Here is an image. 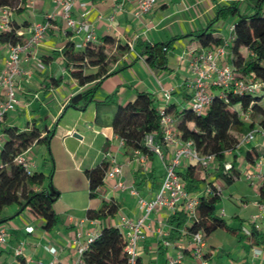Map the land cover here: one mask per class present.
Segmentation results:
<instances>
[{"label":"crops","instance_id":"crops-1","mask_svg":"<svg viewBox=\"0 0 264 264\" xmlns=\"http://www.w3.org/2000/svg\"><path fill=\"white\" fill-rule=\"evenodd\" d=\"M232 2H237L242 11L247 13H251L255 9V0H157L150 14L139 16L135 0H91L89 2L90 13L86 19L93 24L97 42L103 36L111 35L117 40L132 43L136 47L137 39L155 43L166 42L177 36L180 38L176 40L168 53L170 70L152 69L144 58H137L138 52L135 47L131 49L113 67L119 69L125 64H131V66L128 69L120 70V74L116 75L115 73L114 77L105 79L96 92L94 100L84 109L73 107L65 109L74 94L90 85L80 87L70 75V71L64 66L61 55L55 57L56 52L61 53L69 37L57 28H52L49 31L37 51L22 63V68L27 74L18 77L21 87L20 104L16 110L6 115L1 123L0 133L4 134L2 130L7 126L16 125L23 129L35 123L45 135L53 128L54 122L59 126L61 117L64 118L67 114H72L75 116L74 122L66 123V125L61 124L58 134L55 132L54 135V138H62V144L68 156V164L63 165L58 170L68 173L71 182L74 179L72 173L83 176L86 188L83 190L74 188L60 190V196L53 207L61 222L50 231L45 230L44 220L39 216H37L39 224H41L39 227L34 226L36 224L28 219H25L24 223H16L17 216L5 222L3 225L8 227V237L7 245L0 247V264H27V262L36 264V261L40 259L55 261L58 264L72 262L77 256L78 243L75 242V239H77L79 232H82L80 241L84 244L88 242L89 233H100L103 225H118L123 217L135 219L141 215L137 197L132 195L129 190L114 189L110 181L104 182L96 198H90L89 181L85 175V170L98 165L105 158L108 159V153L112 152L118 161L124 165L122 178L128 187H135L139 194L147 199H152L157 195L164 179V174L161 179L162 182L157 177L158 168L162 166L164 169L163 160L156 153L149 154L144 161L140 160L141 155L136 152L127 153L114 135L111 126L112 118L117 107L134 100L139 91L152 93L159 108L165 104L162 97L164 89L172 90V102L177 104L179 110L189 105L193 94V74L190 63L197 51L207 48L201 47L194 37L186 35L207 27L215 18L218 7L229 5ZM82 10V8L77 7L74 17L81 19ZM52 12L56 13V22L63 27V21L58 14L54 0H29L25 5V10L20 13L13 12L11 18L15 24L21 25L27 22L30 26L44 21ZM235 20L236 18H230L227 21L220 20L213 27L218 36L223 37L225 42L228 41L231 44L234 32L231 31V27ZM8 54L7 43L0 41V72L5 67ZM43 55L48 57L53 55L54 58L45 62L42 60ZM58 57H60L58 61H55V58ZM231 58L232 53L228 48V52L221 60L222 64H230ZM39 62L43 63V68L37 66ZM129 70L133 73H129L128 78H126L123 72H129ZM67 76L69 88L63 90L61 88ZM58 77H63L62 83L46 90L44 82ZM109 95H114L113 100L104 104L105 98ZM188 97L189 100H187ZM0 98H5L4 89H0ZM22 114L25 115L24 119L26 117L27 121L25 120L21 126V122L18 121L23 116ZM50 116H52L51 122L45 126ZM175 128L178 130L176 125ZM75 133L80 137L75 136ZM260 141L258 144L250 143L239 149L238 159L243 161L245 168L250 166L244 158L245 151L248 148L262 150ZM38 144L35 143L31 150ZM163 148L166 157L172 156L173 147L164 145ZM27 156L34 165V170L42 171L45 174L44 168L39 170L38 160L32 161L29 154ZM189 163L191 162L186 160L180 166V170H183L184 166ZM55 169L52 181L57 174ZM213 170L215 169L213 168ZM213 173V176L207 177L211 181L214 180L215 185L220 186L224 192V185L218 183L220 179L216 180L217 170ZM45 175L47 176L45 184H47L49 175ZM242 178L245 179L244 176L240 179ZM235 182L229 185H233ZM249 184L252 185L250 182ZM203 188L191 193L200 192ZM256 191L255 199L245 200L241 206L237 205L235 201L232 202L231 198L228 199L229 203H223L222 206L220 203L219 208L224 212L222 216L233 228L238 230L236 233H230L227 230L219 229L207 236L204 256L209 264H264V254L257 255L255 253L254 250L257 247L249 238L250 234L245 232L246 230L250 231L251 227L254 226L253 217L255 215H259L257 219L258 229L264 232V211L259 206L261 201L258 187ZM127 196L132 199L128 203L126 202ZM243 197L247 198L246 195ZM104 200L117 202L119 204L118 212L107 218L88 220L89 209H99ZM229 204H234V207L230 209ZM19 208V205L14 204L12 213L3 215L13 216ZM241 210L248 211V213L242 214ZM172 216L167 208L150 214L146 237L141 243L140 264H168L171 256H177L181 253L184 256L179 264H200L192 253L190 234L184 232L186 230L173 233L170 224ZM81 220L86 221L81 224ZM238 221L237 226L235 223ZM29 226L34 228L31 233L27 231ZM20 241L26 243L25 257H17L14 253V248ZM244 242L250 245L249 249L242 244ZM46 246L56 247V253L47 250ZM232 246L235 249L240 247L236 257L231 250Z\"/></svg>","mask_w":264,"mask_h":264},{"label":"trees","instance_id":"trees-1","mask_svg":"<svg viewBox=\"0 0 264 264\" xmlns=\"http://www.w3.org/2000/svg\"><path fill=\"white\" fill-rule=\"evenodd\" d=\"M29 0H0V7H10L13 11L22 12ZM264 0H257L255 9L251 13L242 11L237 2L220 6L215 18L205 28L192 32V36L201 47L214 48L225 43L223 37L218 36L213 28L220 20L227 21L236 18L234 22V39L229 49L232 53L231 65L237 77L243 79L253 78L262 83L260 89L253 92L244 91L235 93L232 89L224 90L225 96L220 95L219 89L213 90V99L210 106L203 112L192 110L190 104L179 110L176 103L167 105V112L171 113L176 121V127L184 140L192 139L201 155L214 154L216 156V179H223L227 184L239 180L242 171L238 166L239 153L236 152L239 139L254 126L264 128V105L261 97L257 96L264 91ZM10 29L0 31L2 43H16L22 40L18 31L29 27V23L21 25L10 22ZM180 37H174L166 42L151 43L137 39V58H144L152 69L170 70L168 53ZM131 50L130 43L117 40L111 35H105L97 43H88L85 48L77 49L74 40L68 39L61 53L64 66L70 75L84 90L74 94L66 108L84 109L94 100L96 92L103 81L131 64H125L119 69H114V64L122 59ZM54 56H42V60L49 62ZM136 58V59H137ZM135 59V60H136ZM63 77L51 78L44 82L46 90L51 86H59ZM114 95L105 98L104 104L113 100ZM189 100V97L187 98ZM250 112L251 121L246 122L239 116V112ZM111 126L114 133L124 141V148L128 153L139 151L144 154L153 152L147 147L145 137L148 133H156V142L163 144L161 131V113L156 105L155 96L147 91H139L136 98L125 105H119L112 118ZM56 125L45 135L35 123L21 129L16 125L3 128L4 144L0 150V225L21 214L25 209H30L34 214L44 220L45 230H52L60 224L61 219L54 210V203L60 196V191L54 186L52 178L55 169L52 153L53 168L49 174V182L44 187L47 176L42 171L34 170L28 174L22 165L15 161L18 154L24 152L34 143L44 142L48 146L55 135ZM233 155L229 156L228 152ZM264 153L255 152L251 148L245 151L244 158L248 162L255 160ZM227 162L232 163V168L225 169ZM110 167V161L103 159L98 165L85 170L89 181V196L96 198L104 184V178ZM204 170L196 163H189L179 170L183 177L186 189L195 192L207 184L214 185L209 178L199 176ZM222 189V188H221ZM259 199L264 201V182L259 186ZM222 192L202 193L199 196L197 217L188 219L184 213H178L170 218L173 233L186 230L188 234L201 231L205 238L223 229L236 233L226 218L220 214ZM17 204H26L24 210L13 216H4L5 207ZM18 210V211H19ZM119 204L112 200H104L102 206L95 210L89 209L88 217L99 220L115 215ZM257 248L264 251V232L252 226L250 237ZM125 239L122 231L116 225H103L100 235L90 244L84 253L86 264H126L124 252Z\"/></svg>","mask_w":264,"mask_h":264},{"label":"built area","instance_id":"built-area-1","mask_svg":"<svg viewBox=\"0 0 264 264\" xmlns=\"http://www.w3.org/2000/svg\"><path fill=\"white\" fill-rule=\"evenodd\" d=\"M91 0H54L58 9V14L63 21V27L56 22V13L48 14L46 19L41 22L30 25L27 29H21L17 33L22 36V40L16 43H7L9 54L6 60L4 69L0 72V89L5 90V98H0V125L5 119L6 115L17 109L20 104L21 87L18 77L27 74L22 68L24 60L29 59L34 52L41 46L43 40L52 28H57L61 32L74 40L77 49H83L88 43L97 42V37L93 24L86 19L90 13L89 2ZM137 5V14L144 16L150 14L157 0H135ZM82 8L81 19L74 17L75 9ZM13 9L10 7H0V30L10 29L11 15ZM234 31V25L231 27ZM234 36L231 41H233ZM231 43L228 41L222 45L214 48H207L197 51L194 54L190 63V69L193 74L192 87L193 94L190 101V106L193 111L203 113L211 104L213 99V90L219 89L220 95L225 96L224 90L232 89L235 93L244 91L253 92L261 88L262 83L256 79H243L237 77V74L231 64L223 65L221 60L228 52ZM134 45L130 43V48L134 49ZM43 68L42 62L37 65ZM165 104L159 108L161 113V131L163 135V144L156 142L154 132L148 133L145 137L147 147L161 157L165 167V175L157 195L152 199L142 197L135 187H128L123 176V163L119 162L117 157L112 153H108V160L110 167L106 172L104 182L110 181L112 187L117 190H129L132 195L137 197V204L141 215L135 219L123 217L120 223L116 226L120 228L125 239L124 252L126 255V264H140V248L141 243L146 237V230L149 227L148 220L151 213L158 212L163 208L170 210L171 215L184 213L188 219L197 217V206L199 203V196L204 193H221L222 189L218 185L207 184L200 192L191 193L186 189L183 177L179 174L180 166L187 160L191 163L198 164L204 171L216 167V156L214 154L201 155L197 150L192 139L184 140L176 130V121L171 113L167 112V105L172 102L173 95L171 89H164L162 93ZM239 116L246 122L251 121L250 112H239ZM119 140L120 146L124 147V141L114 133ZM261 140V141H260ZM260 145L264 151V128L259 125L254 126L246 134H244L237 144L236 152L242 146H247L250 143ZM4 144V136L0 133V150ZM35 144V143H34ZM32 144L24 152L17 155L15 161L22 165L28 174L34 171V165L28 158V154L32 149ZM168 145L173 147L172 156H167L163 146ZM140 160H146L148 154L141 153ZM232 156V151L228 152ZM245 157V156H244ZM247 161V160H246ZM248 162V161H247ZM249 167H244L242 176L251 184L259 186L264 182V153L258 157L255 162H248ZM232 168V163L227 162L225 169ZM262 211H264V201L259 204ZM220 214H224L220 210ZM259 215L253 217V224L258 229L259 224L257 219ZM92 220V219H88ZM86 220H81L83 224ZM32 226L27 227L28 232H33ZM188 233L187 231H184ZM250 234L249 230L245 231ZM82 232H79L75 242L78 243L77 256L72 262L65 264H86L84 260V253L89 248L90 244L100 235V233H89L87 243L82 244L80 237ZM192 243V253L200 264H209V261L204 256V247L206 245V238L201 231L190 234ZM8 227L0 226V247L7 245ZM25 241H20L14 248V253L17 257H25ZM46 249L52 253H56L57 249L54 246H46ZM257 255L263 254L260 248L255 249ZM183 254L171 256L168 264H179L183 259ZM27 264H30L27 262ZM36 264H58L55 261L37 260Z\"/></svg>","mask_w":264,"mask_h":264},{"label":"rangeland","instance_id":"rangeland-1","mask_svg":"<svg viewBox=\"0 0 264 264\" xmlns=\"http://www.w3.org/2000/svg\"><path fill=\"white\" fill-rule=\"evenodd\" d=\"M256 4V0L254 2V5ZM229 20V19H228ZM57 57V55L55 56ZM60 57L58 58H55V61H58ZM128 69V68H127ZM132 74L133 72L131 70L128 71H124L123 72V75L126 76V78H128V74ZM117 74H120V72L116 73ZM114 75L110 76V77H114ZM67 78L68 76L65 78L64 82H63V86L61 89H68L69 88V82L67 81ZM257 96L261 97V103L264 105V91L260 92ZM21 113V112H20ZM24 114V113H23ZM22 114V115H23ZM24 116H21L20 117V121L18 122H21V126L24 124V121L26 119H24ZM51 119H52V116H50L48 118V120L46 121L45 123V126L46 124L50 123L51 122ZM75 120V116H73L72 114H67L64 118H60V123H59V126L58 124H56L55 122L52 124V126L54 127L56 125V134H58L59 132V128L61 126V124L63 125H66V123H71V122H74ZM0 129H2V126L0 125ZM3 131V130H2ZM62 138L61 137H57V138H52L51 140V143L50 145L48 146L46 143L44 142H41L39 143L33 150H31V152L29 153V156H30V159L33 161V160H38V164H39V170H42L43 168L45 169V174L49 175L51 174L52 172V159L50 157V154L49 152L52 153L53 157H54V162H55V166H56V171L57 174L55 175V179L53 181V184L54 186L60 191V190H67L69 188H74L76 190H83L84 188H86L85 186V180H84V177L77 174V173H72L74 179L72 180V182L70 181V175L66 172H61L58 170V168L62 167L63 165H67L68 162H67V159H68V156L64 150V147H63V144H62ZM70 141H73V140H70ZM255 152H260V149H255L253 150ZM238 166L241 170H245L244 169V164H243V161L241 159H238ZM215 170H213V168L209 169V170H202L198 173L199 176H202V177H205V176H213V172ZM163 174L165 175V167L163 169V167H159L158 168V180L162 182V178H163ZM217 180V179H216ZM211 182V180H210ZM213 184L214 183V180L212 181ZM218 183L220 185H224V192H223V199H222V202H221V206L223 205V203H226L228 202V199H232V202L235 201V203H237V205H243L244 201L245 200H248V201H251V200H254L255 197H256V190H257V187L258 185L257 184H252L250 185L249 182H247L244 178L240 179V180H237L233 185H229L227 184L223 179H220L218 181ZM47 184H45L46 186ZM161 186V185H160ZM247 196V198L245 199L243 196ZM132 199H129V197L127 196L126 197V202H130ZM229 203V202H228ZM231 207L233 208L234 207V204H229V208L231 209ZM236 208V207H235ZM14 209V205H10V206H7L5 207L4 209V212L3 214H8V213H12ZM242 214H247L248 211H243L241 210L240 211ZM242 216V215H241ZM245 216V215H243ZM17 222L19 223H24V220L25 219H28V220H31L32 222H34L36 225L34 226H37L39 227L41 224H39V221L37 219V215L34 214L32 211L30 210H24L19 216L16 217ZM239 224V221L238 223H235V225L238 226ZM263 226H264V221H263ZM245 245V247L247 249H249L250 245L247 244L246 242L242 243ZM234 248V249H233ZM240 248V247H239ZM238 248V249H239ZM252 249H254V247H251ZM237 248L235 249V247H231V250L233 251L234 253V257H236V253H237ZM255 251V250H254ZM263 254H264V251H263ZM158 264V263H157Z\"/></svg>","mask_w":264,"mask_h":264},{"label":"water","instance_id":"water-1","mask_svg":"<svg viewBox=\"0 0 264 264\" xmlns=\"http://www.w3.org/2000/svg\"><path fill=\"white\" fill-rule=\"evenodd\" d=\"M75 136L80 137L77 133H75ZM25 207H26V204L21 207V209L18 211V214L21 213L24 210Z\"/></svg>","mask_w":264,"mask_h":264}]
</instances>
